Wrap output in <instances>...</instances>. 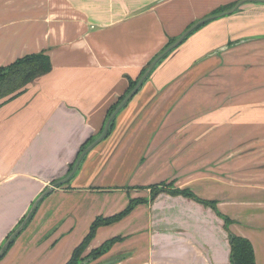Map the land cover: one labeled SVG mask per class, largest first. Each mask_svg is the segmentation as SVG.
<instances>
[{
  "label": "crops",
  "instance_id": "1",
  "mask_svg": "<svg viewBox=\"0 0 264 264\" xmlns=\"http://www.w3.org/2000/svg\"><path fill=\"white\" fill-rule=\"evenodd\" d=\"M239 1L0 0V68L39 54L51 64L48 74L0 109V222L9 225L27 211L26 217L53 185L48 183L64 179L82 145L100 134L109 109L126 93V77L135 80L194 23ZM234 38L264 41V5L211 21L185 44L202 54ZM160 88L146 85L128 103L70 190L57 188L43 201L0 264H67L96 218L120 214L139 198L148 201L99 228L85 255L120 237L109 253L121 259L116 264H232L229 233L216 211L181 196L161 193L152 202L138 193L164 182L217 201L218 211L235 221L231 232L249 239L256 264H264V198L236 195L240 187L219 177L233 170L228 159L234 150H211V158H226V169L217 165L205 176L187 178L193 157L202 156V129L187 134L186 116L172 119L177 101ZM218 136L211 141L234 139L233 133ZM132 174L131 189L123 190ZM9 235L0 231V245Z\"/></svg>",
  "mask_w": 264,
  "mask_h": 264
},
{
  "label": "rangeland",
  "instance_id": "2",
  "mask_svg": "<svg viewBox=\"0 0 264 264\" xmlns=\"http://www.w3.org/2000/svg\"><path fill=\"white\" fill-rule=\"evenodd\" d=\"M253 4L259 3L244 4L237 13L242 12L244 7H250ZM212 17H214L213 13L200 21ZM179 39L180 37L176 41ZM236 40L237 38L230 40L227 45L235 43ZM185 43L172 51L157 65L144 86L161 87L160 89L163 88L164 90L160 91L165 93V96L176 99L177 105H172L175 107H171L170 115H172V119L173 117L178 118L177 115L179 117L186 116L185 129L187 128V134L199 133L200 128L202 129L204 140L201 148L202 156L196 154V157H193L194 163L190 164V167L194 172L187 174V178H194L201 173L205 176L211 171L209 170L210 167H217V165L221 171L223 170L222 167L226 169V158L219 157L218 160L211 158V150L218 151V153L219 151L234 150V156L228 159V169L233 170L227 173L220 172L219 177L228 178L240 187V189H236V195L241 194L242 197L253 200L263 199L264 188L257 187H264V41L241 44L213 56L208 55L211 51L210 53H195L194 47ZM218 50L216 49L215 52ZM140 76L141 73L135 80ZM183 111L185 115L182 114ZM176 130L178 132L180 129ZM232 133L234 139L228 143L211 141L215 136L219 135L220 139V137ZM100 136L99 134L93 138L97 140ZM195 145L200 148L199 142L194 143ZM81 151L82 147L61 177L67 176L71 165L75 163ZM91 152L84 159L83 166L91 157ZM83 166L80 168L81 171ZM81 171H78L76 175ZM243 171L245 172L243 173ZM134 177L135 174H132L131 180H127L129 182L121 188L130 190V182L132 183ZM140 178L141 175L138 174L134 183L140 182ZM55 181L48 183V186ZM71 182L59 189L70 190ZM164 183L166 186L161 188H166L169 182ZM247 186H251V188L246 189ZM138 193H145L151 197L153 192L148 189L139 190ZM236 207L239 208L236 211L238 212L242 210L243 206ZM16 213H12V215L15 217ZM26 213L20 220L12 221L9 225L0 222V231L7 232L8 236L18 227ZM19 237L20 235L15 240ZM118 243L121 242H117L115 245ZM3 246L0 245V250ZM110 257L112 254H107L90 264L101 263Z\"/></svg>",
  "mask_w": 264,
  "mask_h": 264
},
{
  "label": "trees",
  "instance_id": "3",
  "mask_svg": "<svg viewBox=\"0 0 264 264\" xmlns=\"http://www.w3.org/2000/svg\"><path fill=\"white\" fill-rule=\"evenodd\" d=\"M236 4L237 3L229 5L227 7H221L216 12H214L213 15H217V14L223 13L225 11H228V10L232 9L233 7H235ZM205 25L206 24H204L203 26H201L197 30H200ZM186 40L184 42H186ZM175 42H176V40L172 41L168 45V47L173 45ZM231 45L232 44H229V46H231ZM153 61L146 68H144L141 71V76L137 80H133L130 77H126L128 80V83H129V87H128L125 95H123L119 99V101L111 109H109L105 123H104V125L100 131V135L103 133L108 119L111 117V115L117 109V107L123 102V100L135 89L139 80L145 74V72L147 71L149 66L153 63ZM50 70H51L50 60L44 54L25 56L23 58L18 59L13 64H11L7 67L0 68V109L4 105H6L7 103H9V102L17 99L18 97L22 96L26 92L27 87L34 80H36L37 78H40L42 76H45L46 74H48L50 72ZM147 80H146V82H147ZM143 87H144V85H143ZM115 122H116V119H114V121L112 122L106 139L113 132V130L115 128ZM95 140L92 137L82 146V151L79 154L77 160L79 159L80 155L85 151V149L87 147H89L92 143H94ZM77 160L75 161V163H73L71 165L69 173L67 174V176L72 172ZM80 168H81V166H80ZM80 168H79V170H80ZM75 177H76V175L74 176V178ZM71 181H69V182H71ZM56 182L57 181L53 182V184ZM69 182L67 184H69ZM67 184H65V185H67ZM165 186H166L165 183H161V184L153 185V186L143 188V189H146V190L150 189L153 192L152 196H151L152 202H154L157 199L159 194L168 193L172 196H181L184 198L194 200L197 203L202 204L205 207L213 209L214 211H216L218 213V215L220 217H222L224 219L226 231L229 233L230 248H231V263L232 264H256L255 250H254L252 242L247 238L235 235L231 232L230 227L235 224V221H233L231 218L223 215L222 213H220L218 211V202L217 201H210V200H205V199L199 198L190 189H183V190L182 189H174L173 188L174 183L167 184L166 188H161V187H165ZM147 201H148L147 199H135V200H132L129 203L128 207H126V209L124 211H122L120 214H117V215H115L113 217H109V218H104V217L96 218L94 220V222L92 223V226L90 228L88 235L86 236L84 241L75 249L71 260L67 264H88V263L90 264V263L97 261L98 259L102 258L103 256L105 257L107 254H109L110 251L112 250V248L114 247L115 243L123 241L122 238L115 237L111 240H108L104 244H102L100 247L93 249L88 255L84 256L89 245H90V243L95 238L99 228H101L103 226H109V225H112L116 222L123 220L125 217H127L136 208V206H138L140 204L147 203ZM37 211H38V208L35 211V213L33 214L32 219L36 215ZM24 219L19 223L18 227L22 224ZM32 219H31V221H32ZM31 221H30V223H31ZM29 224L26 226V228L29 226ZM25 229H24V231H25ZM10 235H9V237H10ZM15 241L16 240L14 239L13 242L10 244V246L8 247L7 251L5 252L4 256L1 258V260L4 259V257L7 255V253L14 246ZM111 258H114V257H110L108 259H111ZM108 259H106V260H108Z\"/></svg>",
  "mask_w": 264,
  "mask_h": 264
},
{
  "label": "water",
  "instance_id": "4",
  "mask_svg": "<svg viewBox=\"0 0 264 264\" xmlns=\"http://www.w3.org/2000/svg\"><path fill=\"white\" fill-rule=\"evenodd\" d=\"M247 3H259V4H264V0H243L240 1L239 3H237L235 5V7H233L232 9L225 11L223 13L217 14L216 16L214 15V17L212 18H208L206 20L200 21L199 23H197L196 25H194L193 27H191L186 33H184L179 40H177L173 45H171L170 47H168L165 51H163V53H161L154 61L153 63L149 66V68L147 69V71L145 72V74L142 76V78L139 80L137 86L135 87V89L123 100V102L117 107V109L114 111V113L111 115V117L108 119L104 131L101 134V136L94 142L92 143L89 147H87L85 149V151L80 155L79 159L77 160L72 172L65 177L62 180L57 181L56 183H54L53 185L49 186L37 199L36 201L33 203L31 209L29 210L26 218L24 219V221L22 222V224L10 235V237L6 240L4 246L2 247V249L0 250V260L1 258L4 256L5 252L7 251L8 247L10 246V244L13 242V240L20 235L24 229L26 228V226L30 223L33 214L35 213V211L37 210V208H39V206L42 204V202L48 197L50 196L53 191L65 184H67L69 181H71L74 176L76 175V173L78 172L80 166L82 165L84 159L87 157V155L94 150L99 144H101L107 137L108 132L110 130L111 124L114 121V119H116V117L119 115V113L128 105V103L139 93L140 89L143 87L144 83L146 82V80L151 76V74L153 73V71L155 70V68L157 67V65L166 57L168 56L172 51H174L175 49H177L178 47H180L183 42L188 39V37L194 33L197 29H199L201 26H203L204 24H207L211 21L214 20H218L221 18H224L226 16H232L234 14H236L244 4ZM248 41H250V39H240L239 41H236L235 43H233L231 46L229 45H225L221 48H219L218 51H213L210 54H208L209 56H213L214 54H219L223 51H226L230 48L239 46L241 44L247 43ZM121 259L118 257H114L111 259H108L106 261H103L99 264H116L120 261Z\"/></svg>",
  "mask_w": 264,
  "mask_h": 264
}]
</instances>
